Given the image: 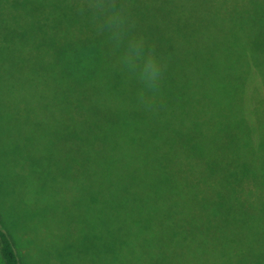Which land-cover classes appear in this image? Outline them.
<instances>
[{
  "label": "trees",
  "instance_id": "16d2710c",
  "mask_svg": "<svg viewBox=\"0 0 264 264\" xmlns=\"http://www.w3.org/2000/svg\"><path fill=\"white\" fill-rule=\"evenodd\" d=\"M131 40L160 62L154 87L125 71ZM0 61H31L18 88L84 147L74 167L90 164L95 219L127 264H264V96L249 99L264 0H0ZM0 254L23 264L1 219Z\"/></svg>",
  "mask_w": 264,
  "mask_h": 264
},
{
  "label": "rangeland",
  "instance_id": "374dc122",
  "mask_svg": "<svg viewBox=\"0 0 264 264\" xmlns=\"http://www.w3.org/2000/svg\"><path fill=\"white\" fill-rule=\"evenodd\" d=\"M30 62L0 61L2 224L23 264H127V253L114 251L109 235L103 233V229L108 233L110 220L105 219L101 229L95 219L90 164L74 167L77 156L86 152L84 147L76 138L65 144L54 136V129L65 128L59 120L56 128L44 122L46 94L18 88H29L30 77L37 76L30 74ZM16 75L26 80L17 83ZM257 84L251 87L250 101L264 96L262 83L259 89ZM38 97L44 98L41 103ZM258 107L253 105L251 110ZM256 117H251L254 122ZM0 264H4L1 254ZM194 264L241 263L238 257L212 254Z\"/></svg>",
  "mask_w": 264,
  "mask_h": 264
},
{
  "label": "clouds",
  "instance_id": "9594fccd",
  "mask_svg": "<svg viewBox=\"0 0 264 264\" xmlns=\"http://www.w3.org/2000/svg\"><path fill=\"white\" fill-rule=\"evenodd\" d=\"M108 19L117 22L120 19L118 10L114 7L108 14ZM126 73L147 87H154L160 78V62L148 52L142 41L131 40L127 51L122 56Z\"/></svg>",
  "mask_w": 264,
  "mask_h": 264
}]
</instances>
